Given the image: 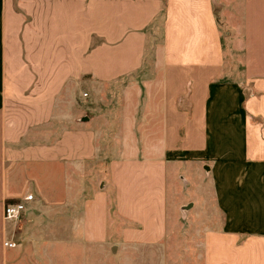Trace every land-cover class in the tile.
Masks as SVG:
<instances>
[{
  "label": "crops",
  "instance_id": "crops-1",
  "mask_svg": "<svg viewBox=\"0 0 264 264\" xmlns=\"http://www.w3.org/2000/svg\"><path fill=\"white\" fill-rule=\"evenodd\" d=\"M12 88L89 89L88 113L32 97L40 111L14 118ZM59 148L78 168L113 157L45 264H264V0H0V264L21 252L16 177Z\"/></svg>",
  "mask_w": 264,
  "mask_h": 264
},
{
  "label": "rangeland",
  "instance_id": "rangeland-1",
  "mask_svg": "<svg viewBox=\"0 0 264 264\" xmlns=\"http://www.w3.org/2000/svg\"><path fill=\"white\" fill-rule=\"evenodd\" d=\"M90 93L89 89L12 88L6 91L4 113L20 115L14 118H25L26 114L38 112L37 109L40 111V104H35L31 98L42 97L47 98L49 113L64 110L66 113L75 114L79 110L82 117L88 113ZM58 99H60L59 102H57ZM31 149L34 153V148ZM50 149L57 150V148ZM97 149L100 155L92 160L87 159L86 162L82 160L80 168L74 167L73 148H59L64 155L50 153L47 169L39 167L35 162L36 159H32L33 163L29 165L28 170L21 169V175L16 177L17 185H13L24 195L33 194L34 201L21 218L11 222L15 235L13 239L21 248L18 264L48 262L45 259L41 260V245L48 241L66 239L65 237L57 238L55 229L60 226L68 228L76 224L86 199L91 197L97 189L102 188L108 169L107 162L113 157V148ZM181 177L183 183L181 194L177 198L178 213L175 219H170V222L172 224L174 221L176 226L183 228L177 235L181 240L180 255H184V244L190 242V233H184V228L191 224L193 198L190 196L189 184L186 183L182 174ZM118 250L117 248L112 255H117ZM101 254L104 256L103 253Z\"/></svg>",
  "mask_w": 264,
  "mask_h": 264
},
{
  "label": "built area",
  "instance_id": "built-area-1",
  "mask_svg": "<svg viewBox=\"0 0 264 264\" xmlns=\"http://www.w3.org/2000/svg\"><path fill=\"white\" fill-rule=\"evenodd\" d=\"M34 201V195L29 194L24 198L18 199L17 202H5L4 206V218L8 221H14L19 218L27 211L28 206ZM7 247L13 248L15 244L9 242L5 244Z\"/></svg>",
  "mask_w": 264,
  "mask_h": 264
},
{
  "label": "trees",
  "instance_id": "trees-1",
  "mask_svg": "<svg viewBox=\"0 0 264 264\" xmlns=\"http://www.w3.org/2000/svg\"><path fill=\"white\" fill-rule=\"evenodd\" d=\"M13 201L17 202L18 199L7 200L6 203H8V202H13Z\"/></svg>",
  "mask_w": 264,
  "mask_h": 264
},
{
  "label": "water",
  "instance_id": "water-1",
  "mask_svg": "<svg viewBox=\"0 0 264 264\" xmlns=\"http://www.w3.org/2000/svg\"><path fill=\"white\" fill-rule=\"evenodd\" d=\"M84 119H85V120H88V118H87V117H85Z\"/></svg>",
  "mask_w": 264,
  "mask_h": 264
}]
</instances>
